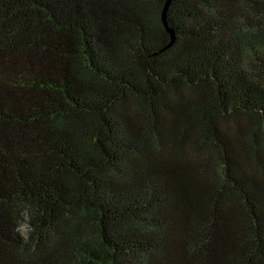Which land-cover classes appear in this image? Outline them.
Segmentation results:
<instances>
[{
  "label": "trees",
  "instance_id": "trees-1",
  "mask_svg": "<svg viewBox=\"0 0 264 264\" xmlns=\"http://www.w3.org/2000/svg\"><path fill=\"white\" fill-rule=\"evenodd\" d=\"M0 0V264H264V0Z\"/></svg>",
  "mask_w": 264,
  "mask_h": 264
},
{
  "label": "water",
  "instance_id": "water-1",
  "mask_svg": "<svg viewBox=\"0 0 264 264\" xmlns=\"http://www.w3.org/2000/svg\"><path fill=\"white\" fill-rule=\"evenodd\" d=\"M171 0H166L164 5H163V8H162V11H161V19H162V22L164 25H166V11H167V8H168V5L170 3Z\"/></svg>",
  "mask_w": 264,
  "mask_h": 264
}]
</instances>
